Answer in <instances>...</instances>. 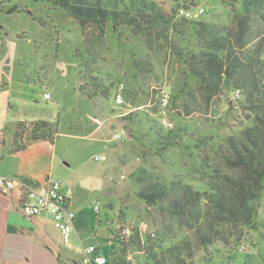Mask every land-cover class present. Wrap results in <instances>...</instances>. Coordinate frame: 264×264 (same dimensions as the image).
I'll return each instance as SVG.
<instances>
[{"label":"rangeland","instance_id":"374dc122","mask_svg":"<svg viewBox=\"0 0 264 264\" xmlns=\"http://www.w3.org/2000/svg\"><path fill=\"white\" fill-rule=\"evenodd\" d=\"M155 1L181 24V29L170 30V38L183 48L199 46L194 21L222 29L233 24L235 8L224 0ZM181 5L204 11L181 20L177 15ZM13 6L19 11L8 12ZM119 82L125 85L122 105L113 100ZM96 84L108 94L98 93ZM161 90L170 94L167 107L160 105ZM45 91L52 94L50 102L44 100ZM230 97L205 94L163 39L149 41L129 26L109 22L102 37L84 40L77 20L47 0H0V126L7 139L21 117L47 119L56 127L51 176L71 186L72 209H80L93 225L109 214L107 232L112 239H98L105 254L129 238L125 229L130 226L165 246L187 232L137 196L130 174L146 167L167 179L180 176L206 189L210 172L201 168L187 137L161 151L150 142L156 126L166 129L164 120L177 131L179 125L189 124L214 142L239 130L246 120L238 106L229 103ZM30 129V122H25L23 137H29ZM120 131L123 135L117 137ZM95 154H105L106 160L94 161ZM96 202L99 213L92 209ZM252 203L257 214L240 244L230 248L217 243L210 247L214 254L210 259L199 251L196 264H264L259 256L264 252V191ZM115 220L121 224L117 228L112 225ZM119 255L129 264H148L143 251L132 248Z\"/></svg>","mask_w":264,"mask_h":264},{"label":"trees","instance_id":"16d2710c","mask_svg":"<svg viewBox=\"0 0 264 264\" xmlns=\"http://www.w3.org/2000/svg\"><path fill=\"white\" fill-rule=\"evenodd\" d=\"M47 1L77 20L84 40L102 37L109 22L114 27L129 26L149 41L165 40L209 97L220 94L229 97L238 92L235 98H229V103L237 105L246 120L239 130L216 142L200 135L189 124L179 125L178 131L173 127L165 130L155 127L150 142L155 150L182 144L183 137H187L190 143L187 146L198 153L201 168L210 172L207 188H197L180 176L167 179L146 167L132 172L130 177L138 186L137 196L187 232L165 246L158 238L143 236L130 226L131 234L119 242L118 251L113 247L109 254H104L106 264H129L119 254L132 248L143 251L148 264H196L199 251L205 253L204 259L214 257L210 247L217 243L236 248L257 214L252 201L264 191V0H224L235 8L232 26L222 29L194 21L199 40L198 48L194 49L183 48L170 38V30L182 26L175 22L174 14L155 0ZM7 11L19 8L13 6ZM98 93L108 94V90L101 88ZM87 97L92 98L90 94ZM24 123H17L14 149L25 147L21 130ZM30 124L28 138L53 142L56 127L51 122L38 119ZM259 256L264 261V252Z\"/></svg>","mask_w":264,"mask_h":264},{"label":"crops","instance_id":"0c3cea01","mask_svg":"<svg viewBox=\"0 0 264 264\" xmlns=\"http://www.w3.org/2000/svg\"><path fill=\"white\" fill-rule=\"evenodd\" d=\"M51 99L52 94L49 99L44 98L46 102ZM36 100L39 102L40 98ZM38 119L43 118L21 117L18 122ZM14 133L7 139L0 126V175L42 184L48 177H52L55 158L53 142L23 137L25 147L14 149ZM19 196L20 188L17 185L9 194L0 192V264H82L88 245L97 243L104 253L98 239H112L107 232L111 225L110 219H106L109 214L104 213L93 225L77 209L72 240L63 244L48 214L27 217L21 213ZM72 205L75 207L74 201ZM109 244L113 243L109 241Z\"/></svg>","mask_w":264,"mask_h":264},{"label":"built area","instance_id":"2783aa9c","mask_svg":"<svg viewBox=\"0 0 264 264\" xmlns=\"http://www.w3.org/2000/svg\"><path fill=\"white\" fill-rule=\"evenodd\" d=\"M203 11L202 7L193 12L186 5H181L177 9V15L184 18H192L195 14L198 15ZM124 90V83L119 82L113 93L115 104H124ZM237 95L238 92H234L232 97L235 98ZM43 97L49 99L51 97L50 92H44ZM169 99V92L161 90L159 93L160 105L167 107ZM163 126L170 129L173 127V124L170 121L164 120ZM122 135L123 131H120L117 137H121ZM92 159L96 162L104 161L106 160V155L95 154L92 156ZM15 185L20 188L19 204L21 213L27 217L48 214L51 217L52 224L59 231L61 242L63 244L70 243L75 230L74 220L76 217V213L71 207V186L60 178L48 177L42 184H38L33 181L0 175L1 193L9 194ZM92 209L99 213L100 204L98 202L94 203ZM112 225L117 228L121 224L115 220L112 222ZM109 231L111 230L109 229ZM125 233H131L130 227L125 229ZM106 262L107 257L102 253L97 243H92L85 248L82 264H106Z\"/></svg>","mask_w":264,"mask_h":264}]
</instances>
